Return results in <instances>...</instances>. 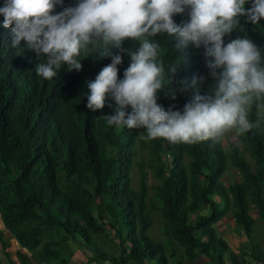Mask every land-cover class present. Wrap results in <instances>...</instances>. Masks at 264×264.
I'll list each match as a JSON object with an SVG mask.
<instances>
[{
  "label": "trees",
  "instance_id": "1",
  "mask_svg": "<svg viewBox=\"0 0 264 264\" xmlns=\"http://www.w3.org/2000/svg\"><path fill=\"white\" fill-rule=\"evenodd\" d=\"M76 3L64 0V7ZM60 11L57 6L55 12ZM173 19L178 25L186 22L187 10ZM238 36L250 39L264 55V20L252 25L240 17L239 29L225 36L224 43ZM152 39L160 44L166 67L181 58L177 83L191 85L193 77L205 78L178 92L174 101L158 93L165 110L174 105L182 111L213 84L204 48L189 45L176 51L175 37L166 33ZM137 46L132 40L123 42L125 50ZM119 54L118 79H123L130 57ZM100 55L82 52L81 71L64 66L56 77L44 80L35 73L44 58L24 41L13 47L0 16V222L25 251H16L17 262L8 264H69L76 250L88 253L80 264H183L199 256L208 264H238L247 256L262 262L249 247H254L253 226L260 222L264 227V113L253 107L249 119L259 120V127L240 136L230 131L238 142L225 146L222 138L195 144L142 139L145 129L107 126L102 116L113 114L107 106L115 107L111 99L99 111L86 107L87 83L111 63V56ZM228 167L238 178L224 185L221 177ZM148 174L156 182L152 187ZM152 210L163 221L166 244L147 234ZM226 215L245 239L244 253H231L215 230Z\"/></svg>",
  "mask_w": 264,
  "mask_h": 264
},
{
  "label": "clouds",
  "instance_id": "2",
  "mask_svg": "<svg viewBox=\"0 0 264 264\" xmlns=\"http://www.w3.org/2000/svg\"><path fill=\"white\" fill-rule=\"evenodd\" d=\"M77 0L75 6L64 7V0H4L0 7L3 27L10 29L11 45L21 41L44 62L35 73L44 80L58 75L62 67L82 70L81 53L111 56L93 81L87 83L86 107L95 112L107 106L113 114L102 119L107 126L145 129L142 139L162 138L169 143L195 144L219 142L234 130L237 136L259 127L249 113L256 108L264 113V55L250 39L237 37L224 43V37L239 29V18L257 25L264 20V0ZM60 6L62 11L55 12ZM188 20L176 24L173 17L184 14ZM175 37L174 48L189 45L204 48L205 65L213 84L208 93L196 95L183 106L165 110L158 104V93L171 100L177 93L195 87L177 83L181 58L165 66L160 57V44L152 38L161 34ZM138 42L133 50H125L123 42ZM118 50L113 54L112 50ZM126 52L130 64L118 79V65ZM175 84V87L173 85ZM130 108V112L125 109Z\"/></svg>",
  "mask_w": 264,
  "mask_h": 264
},
{
  "label": "rangeland",
  "instance_id": "3",
  "mask_svg": "<svg viewBox=\"0 0 264 264\" xmlns=\"http://www.w3.org/2000/svg\"><path fill=\"white\" fill-rule=\"evenodd\" d=\"M235 143L238 142V139L235 138V135L233 132H227L225 133V135L223 136L221 143L223 146H225L228 143ZM239 146V150L245 155V159L247 162H249V159L247 157V155L245 154V150H243L242 144H238ZM148 172V171H147ZM134 173V171H133ZM134 175V174H132ZM238 175L237 173L231 168L228 167V169L226 170V172L224 173V175L221 177V181L224 183V185L229 184L233 179H237ZM156 184V182L152 179V177L150 176V174H148L147 176V185L149 187H152ZM150 199H152V195H153V191L151 189H149L148 193H147ZM147 205L149 206V203L147 201ZM150 207V206H149ZM148 207V208H149ZM147 208V210H148ZM254 210H251V214L254 213ZM254 218L257 219V217L255 215H253ZM150 218H151V227L148 230V235L149 237H151L154 241L160 242L162 244H166V238L162 233V227H163V221L160 217V214L155 210H152L150 212ZM233 220L230 218L229 215H226L223 220H219V222H217L215 224V230L216 232L221 236V234L223 233L224 238H233L236 235L239 237H243L242 234L238 233L239 231L233 227H231V225L234 226ZM238 233L235 235V233ZM253 232L254 235L256 234V238H253V245L254 247H249L252 249L253 251V256H260V258L262 259L261 264H264V227L260 222H256V224L253 226ZM241 235V236H240ZM244 238V237H243ZM232 245V243H230ZM240 244V243H239ZM249 244H247L246 248L248 247ZM241 250H244V246L241 247ZM81 251V250H78ZM247 251V250H246ZM82 260H84L85 255L87 256V252H82ZM248 254H250V250L248 251ZM76 262L78 263L77 260L72 259L71 262L69 264H72V262ZM73 262V264H74Z\"/></svg>",
  "mask_w": 264,
  "mask_h": 264
},
{
  "label": "crops",
  "instance_id": "4",
  "mask_svg": "<svg viewBox=\"0 0 264 264\" xmlns=\"http://www.w3.org/2000/svg\"><path fill=\"white\" fill-rule=\"evenodd\" d=\"M221 220H223V219H221ZM231 227H233V229H234L233 225H231ZM0 231H2V237L0 238V264H8V261L17 262L16 256H15L16 251H20L22 253H25V251L23 249H20L19 246L17 245V243L15 242V240L11 237V235L6 230H4L1 222H0ZM236 234H238V233H235V235ZM221 237L228 244V247H229L231 253H234L237 255L239 252H241V251L243 252V250H241V247L245 242V239L243 237L241 238V237H239V235L238 236L236 235L232 239L231 238L226 239V238H224L223 233L221 234ZM255 238H256V234H255ZM2 241L5 242L4 247L2 246V243H1ZM230 243H232V245ZM246 253H247V255H249L248 251H246ZM85 257H86V255H85ZM72 259L78 261V263L73 261L74 264H80V263L86 262L85 260H82L81 251H78V250H76L74 252ZM243 260L244 261H241L239 258L238 264H243L242 262H245V264H261V260L259 258H257V261H254V260H252L251 257L247 256V257H243ZM73 262H72V264H73ZM182 263L183 264H208L206 259L203 256L197 257L193 262H187L186 260H183ZM31 264H35V263H31ZM225 264H229V263L226 262Z\"/></svg>",
  "mask_w": 264,
  "mask_h": 264
}]
</instances>
